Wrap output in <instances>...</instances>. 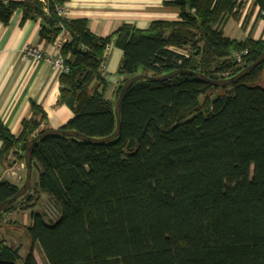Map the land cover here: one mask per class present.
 Instances as JSON below:
<instances>
[{"label": "trees", "instance_id": "trees-1", "mask_svg": "<svg viewBox=\"0 0 264 264\" xmlns=\"http://www.w3.org/2000/svg\"><path fill=\"white\" fill-rule=\"evenodd\" d=\"M247 1L172 0L167 5L178 9V20L146 29L123 24L105 37L92 34L85 19L59 17L61 0L0 1V22L21 9L22 21L40 18L45 40L68 33L57 102L73 115L61 128L102 138L115 130L114 103L125 79L176 69L218 79L252 63L264 39L237 40L223 31ZM251 6L264 25V0ZM112 42L122 59L109 97L100 65ZM244 49L235 62L232 53ZM263 69L264 61L221 87L189 74L139 80L124 94L112 140L39 138L31 154L36 183L0 213V229L3 213L44 194L58 217L46 222L32 212L26 233L48 264H264V88L255 84ZM30 106L17 135L0 120V160L16 155L24 163L27 142L44 131L45 112ZM17 189L0 180V202ZM0 264L37 262L32 247L21 257L0 240Z\"/></svg>", "mask_w": 264, "mask_h": 264}, {"label": "crops", "instance_id": "crops-1", "mask_svg": "<svg viewBox=\"0 0 264 264\" xmlns=\"http://www.w3.org/2000/svg\"><path fill=\"white\" fill-rule=\"evenodd\" d=\"M23 1V0H0ZM65 19H85L89 31L99 37L113 33L123 24H131L137 29H146L153 21H176L178 9L167 5L172 0H61ZM243 23V24H242ZM40 18L22 21V10L13 12L6 24L0 22V120L13 134L17 135L21 121L32 115L31 102L45 112V120L39 130L61 128L71 117V110L58 103L59 73L45 61L23 59L25 46H35L48 55L56 56L58 48L69 39L66 31H61L53 41H47L39 34ZM224 34L230 38L242 40L250 34L253 39H264V25L258 16L257 8L248 0L240 11L238 20L229 19ZM59 45V47H58ZM122 59V51L112 42L105 54L104 78L108 83L107 93H111L118 83L117 70ZM1 146V141H0ZM23 162L10 155L0 160V180L20 186L24 180ZM34 195L32 191L29 195ZM37 197V196H36ZM47 199L41 194L30 201L25 208L21 200L11 210L3 213L5 223L0 229V240L7 245L17 247L24 257L29 248L37 261L38 245H31L26 228L31 224L30 214L41 213L46 222L45 213L39 209V202ZM27 237H26V236Z\"/></svg>", "mask_w": 264, "mask_h": 264}, {"label": "water", "instance_id": "water-1", "mask_svg": "<svg viewBox=\"0 0 264 264\" xmlns=\"http://www.w3.org/2000/svg\"><path fill=\"white\" fill-rule=\"evenodd\" d=\"M263 61H264V51L261 52V54L252 63L243 67L236 74H234L230 77L218 78V79L209 78L203 74H199L197 72H194L191 70H185V69H176V70H173V71H170V72L158 75V76H151L148 74L139 73V74H135V75L125 79L121 85L118 96H117L115 103H114V116L116 119L115 130L109 136L102 137V138H92V137H88V136H85L83 134H80V133L73 131V130H65L62 128H58V129L44 130L43 132L36 134L34 137H32L27 142L25 149H24V154H23V156H24V163L23 164L25 167L24 180H23L22 184L18 187L17 191L15 192V194L13 196H11L10 198L0 202V213L3 212L5 209H7L9 206H11L15 202L16 199L23 196L25 194V192L30 188V186H31L30 179H31V172H32L31 154H32V149H33L36 141L39 138L46 136V135H61V136L73 137V138H76V139H79V140H82V141H85V142H88L91 144H101V143H104L106 141H110L113 138L117 137L119 135V132H120L121 102L123 100V97H124L126 90L134 82L139 81V80L163 81L166 79H170L177 74H189V75H191L195 78L201 79V80L205 81L206 83H209L213 86H218V87L228 86V85H231L232 83L238 81L243 76L249 74L255 67L260 65Z\"/></svg>", "mask_w": 264, "mask_h": 264}, {"label": "built area", "instance_id": "built-area-1", "mask_svg": "<svg viewBox=\"0 0 264 264\" xmlns=\"http://www.w3.org/2000/svg\"><path fill=\"white\" fill-rule=\"evenodd\" d=\"M39 2L45 3L47 0H38ZM56 13L59 17L61 18H65V14H64V9L62 6H58L56 7ZM59 47V45H58ZM107 50V49H106ZM23 59H32L35 61H45L46 63H48L55 71H57L59 74L60 73H64L67 71L66 66L64 65L63 62V57L61 56L60 53V47L58 48V52L56 56H51L46 54L45 52H43L42 50L38 49L35 46L29 45V46H25L21 52ZM247 54V50L244 49L240 52H233L232 53V58L235 62L237 63H241L242 62V58L243 56H245ZM100 70L102 73V76L104 77V72H105V59L104 61L101 63L100 65ZM5 218L2 217L1 218V222L2 224L5 223Z\"/></svg>", "mask_w": 264, "mask_h": 264}, {"label": "rangeland", "instance_id": "rangeland-1", "mask_svg": "<svg viewBox=\"0 0 264 264\" xmlns=\"http://www.w3.org/2000/svg\"><path fill=\"white\" fill-rule=\"evenodd\" d=\"M255 84L264 88V69H263L261 76L255 82ZM108 95L109 97L111 96L110 93H108ZM36 180H37V173L35 171H32L31 179H30L31 186H33L36 183ZM38 205H39V209L45 213L46 219L48 221L56 220V218L58 217L59 211L53 203L49 202L47 199H42ZM38 249L39 250L37 251V256H36L38 264H48L39 246H38Z\"/></svg>", "mask_w": 264, "mask_h": 264}]
</instances>
